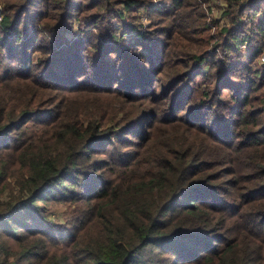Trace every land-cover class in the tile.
Returning a JSON list of instances; mask_svg holds the SVG:
<instances>
[{"label": "trees", "instance_id": "obj_1", "mask_svg": "<svg viewBox=\"0 0 264 264\" xmlns=\"http://www.w3.org/2000/svg\"><path fill=\"white\" fill-rule=\"evenodd\" d=\"M226 1L218 56L196 0H0V264H264V0Z\"/></svg>", "mask_w": 264, "mask_h": 264}, {"label": "rangeland", "instance_id": "obj_2", "mask_svg": "<svg viewBox=\"0 0 264 264\" xmlns=\"http://www.w3.org/2000/svg\"><path fill=\"white\" fill-rule=\"evenodd\" d=\"M152 2L155 4L157 0H152ZM196 2L199 5L198 6L199 11L203 14L204 22L207 27V30L204 29L203 31V29H201L200 33H197V34H200V35L205 34L206 38L210 36L212 40L210 41L209 48H206L207 52L216 51L218 56H222V54L219 52L220 50L212 49L211 45H213L218 40L221 30L224 27L228 26L229 24V20L224 14L225 11L228 9L229 2L226 0H196ZM2 7H3V3L0 2V12L2 11ZM263 18H264V12L262 11H258L256 13V17L253 20V22L247 16L243 17L244 22L245 23L248 22V24L250 25L249 27H247L248 29H250L252 26L255 29L256 26L259 25L260 20ZM0 19H1V16H0ZM122 23L138 25V26H141L142 29H140L138 33L136 30L127 31L126 26L122 25ZM114 26L116 28L115 34L116 36H118V39L121 42L128 43V42H131L133 38H138L139 34L141 36V34H143L142 33L143 30L144 29L146 30L150 26V23H149V18L147 16V13H143L141 10H137L135 15H130L128 11H124L122 21H118V20L114 21ZM198 30L199 29H197V31ZM260 44L262 46V52L259 56L258 62H262L264 60V39L261 40ZM238 48L241 50L243 54H246L248 44L245 42H242L238 44ZM243 59L245 60L246 57H244ZM8 182L11 185H14V181L9 178H8ZM13 187L15 190L17 189L16 185H14ZM4 195H7V193H5ZM67 212H68L67 208L62 205H51V207L48 208V216L51 219H55L58 221L64 222L66 219V216H68Z\"/></svg>", "mask_w": 264, "mask_h": 264}]
</instances>
